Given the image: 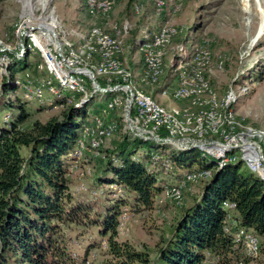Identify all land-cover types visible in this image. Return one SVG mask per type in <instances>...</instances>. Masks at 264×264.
<instances>
[{"label":"trees","instance_id":"trees-1","mask_svg":"<svg viewBox=\"0 0 264 264\" xmlns=\"http://www.w3.org/2000/svg\"><path fill=\"white\" fill-rule=\"evenodd\" d=\"M20 63V69L27 67L26 60ZM15 64L8 66L0 90V112L15 110L9 121V115L6 121L0 116V264H77L68 248L69 238L61 231L71 226L81 233L94 228L99 238H105L107 259L102 264H198L206 255L218 264L245 263L232 248L231 235L222 231L224 202L234 205L232 215L238 225L261 240L258 264H264V181L242 170L240 163L214 170V164L199 160L196 149L171 152L169 170L164 171L160 164H148L152 142L118 132L104 149L105 160L92 188L112 199L103 211L92 212L90 204L68 191L65 178L79 130L87 123L89 102L80 109L64 106L58 117L23 127L31 117L25 102L8 98ZM203 169L211 170V178L182 209L169 234L161 237L153 257L150 250L116 239L124 206L132 212L151 210L165 187L184 173ZM166 173L174 178L168 180ZM99 246V240L90 241L84 256Z\"/></svg>","mask_w":264,"mask_h":264},{"label":"built area","instance_id":"built-area-1","mask_svg":"<svg viewBox=\"0 0 264 264\" xmlns=\"http://www.w3.org/2000/svg\"><path fill=\"white\" fill-rule=\"evenodd\" d=\"M35 30L43 29L24 25L22 32H11L7 41L0 38V77L8 78L11 64L27 62L31 56L38 59L36 76L14 75L10 81L23 100L44 107L80 109L95 93L112 94L89 120L85 113L87 123L79 130L70 167H76L85 153L97 152L121 132L144 141L152 137L175 140L174 144H157L177 151L196 149L199 160L214 164V170L240 163L264 181V129L246 126L236 116L232 109L237 100L234 90L216 95L209 82L213 72L211 42L207 38L199 36L188 56L181 32H138L139 38L133 40L132 46L139 54L136 76L143 87L140 89L130 83L131 71L135 70L132 56L130 63L125 61L128 32H28ZM70 36L77 40L76 44L67 39ZM220 65L219 62L213 67L219 70ZM166 73L170 76L167 79ZM154 94L166 96L178 106L165 109L154 102ZM127 101L130 104L125 109ZM3 117L6 121L8 115ZM148 164H160L164 171L169 170L168 156L152 150ZM211 174L210 169L184 173L162 194L179 201L191 184L208 181ZM233 207L226 202L221 205L226 212L222 231L231 235L232 248L246 259L238 264H253L260 241L251 230L238 225L232 215ZM198 264L218 263L206 255Z\"/></svg>","mask_w":264,"mask_h":264},{"label":"rangeland","instance_id":"rangeland-1","mask_svg":"<svg viewBox=\"0 0 264 264\" xmlns=\"http://www.w3.org/2000/svg\"><path fill=\"white\" fill-rule=\"evenodd\" d=\"M28 19L50 24L51 29L45 32H128L124 41L127 50L125 61L130 63L132 56L135 70L131 71L130 83L140 89L143 87L136 76L139 54L131 43L139 38L138 32H181V42L188 56L192 45L199 36H203L211 42L213 74L209 82L216 95L221 96L228 89L234 90L237 100L232 109L236 116L246 126L264 129V0H0V38L10 39L11 32H22ZM67 39L76 44L73 37ZM37 61L36 57H29L24 69H20V62L16 63V78L24 74L36 76ZM219 62L221 68L217 70L213 66ZM165 75L166 79L170 77L167 73ZM2 79L3 76L0 84ZM86 90L90 92L89 88ZM111 96L95 93L85 107L86 112L83 110L87 120ZM8 98L25 102L31 114L23 126L25 128L34 120L45 122L58 117L64 108L38 106L34 101H25L18 89L9 92ZM153 100L165 109L178 106L159 94H154ZM14 114V109L0 112L3 121V116L9 115V121ZM0 128H3L1 122ZM109 145L110 140L97 152L85 153L82 161L76 167H68L65 175L68 191L79 201L90 204L92 212L103 211L107 201L112 199L107 198L106 193L94 194L92 189L94 176L105 160L104 149ZM151 150L164 156L177 151L172 146L157 143ZM241 169L247 170L242 165ZM178 172L182 173V170ZM166 175L168 180L174 178L170 173ZM202 186L203 182L191 184L179 201H172L161 194L153 200L151 210L132 212L124 206L125 211L118 217L116 239L128 242L138 250H150L153 257L161 245V237L169 234L168 229L179 218L182 209L198 196ZM94 198L96 200L92 201ZM61 231L69 238L68 248L77 264H102L107 259L105 238H99L94 228L85 233L72 226L61 227ZM93 240H99L100 246L89 249L84 256L87 245ZM261 258L258 254L253 264H258Z\"/></svg>","mask_w":264,"mask_h":264},{"label":"bare ground","instance_id":"bare-ground-1","mask_svg":"<svg viewBox=\"0 0 264 264\" xmlns=\"http://www.w3.org/2000/svg\"><path fill=\"white\" fill-rule=\"evenodd\" d=\"M24 25H26L27 27L28 26H31V27H38V28H42L43 29V31L45 32V30L47 29L48 31H49V29H51V25L50 24H48L46 21H41V20H31V21H29V19L25 22V24ZM53 25V24H52ZM23 28H24V26H23ZM22 28V29H23ZM165 31H167V30H165ZM28 32H42V30H35V31H28Z\"/></svg>","mask_w":264,"mask_h":264},{"label":"water","instance_id":"water-1","mask_svg":"<svg viewBox=\"0 0 264 264\" xmlns=\"http://www.w3.org/2000/svg\"><path fill=\"white\" fill-rule=\"evenodd\" d=\"M129 104H130V101H127L126 102V105H125V109L129 106ZM125 117H126V113H125ZM126 123H128V120L126 119ZM141 140V139H140ZM142 142H154V143H176V141L175 140H160V139H158V138H155V137H152L150 140H146V141H144V140H141ZM189 150V149H188Z\"/></svg>","mask_w":264,"mask_h":264}]
</instances>
